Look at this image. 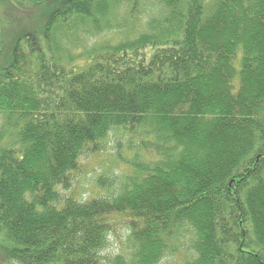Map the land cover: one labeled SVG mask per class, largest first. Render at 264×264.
<instances>
[{
	"label": "trees",
	"instance_id": "1",
	"mask_svg": "<svg viewBox=\"0 0 264 264\" xmlns=\"http://www.w3.org/2000/svg\"><path fill=\"white\" fill-rule=\"evenodd\" d=\"M153 2L0 0V264H264V0Z\"/></svg>",
	"mask_w": 264,
	"mask_h": 264
},
{
	"label": "rangeland",
	"instance_id": "2",
	"mask_svg": "<svg viewBox=\"0 0 264 264\" xmlns=\"http://www.w3.org/2000/svg\"><path fill=\"white\" fill-rule=\"evenodd\" d=\"M158 0H154L153 3H151L148 6L154 5L155 2ZM209 1L210 0H206ZM12 16L15 18L17 15L15 13L12 14ZM123 17V11L121 7H118L112 11L111 19L115 20V24L122 21ZM126 31V37H131L132 33ZM125 35L122 34L120 30L112 29L109 31H103V33L93 36L89 39H83L82 42L78 41L76 52L80 50L82 46H89V45H99L103 42H106L108 40L111 41H118L120 38L125 37ZM238 59L239 54L236 56L235 59V66L238 67ZM128 136L126 134L117 132H111L109 135V138L107 140V154H101V155H91L88 158L82 162L80 174L78 176V179L80 180V185L82 187L81 196L87 197L90 194H94L97 191V187L94 184L96 177L101 175L104 172H107L108 174H119L120 172H123V166L121 164L117 166V163H112V155L116 152V141L119 139L121 140L123 145H126ZM127 152H124L123 154H126ZM106 165V166H105ZM109 167V168H108ZM106 168H108L106 171H104ZM180 243L178 244V241L175 242V245H179V249H181V246H184L185 239L183 237H179ZM127 233L124 229L118 228L116 231V234H113L109 238V243L107 245V248L104 251V255L107 257H111L118 253L119 251H123V254H129V251L127 250V247H129V244L127 243ZM124 249V250H122ZM182 252V251H181ZM181 252L177 255H165L158 264H175L176 259L180 258L179 255H182ZM181 259V258H180Z\"/></svg>",
	"mask_w": 264,
	"mask_h": 264
}]
</instances>
